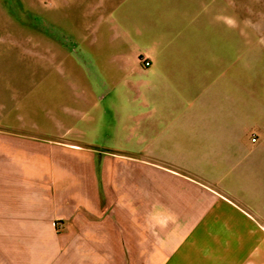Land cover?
Masks as SVG:
<instances>
[{
    "label": "crops",
    "instance_id": "crops-1",
    "mask_svg": "<svg viewBox=\"0 0 264 264\" xmlns=\"http://www.w3.org/2000/svg\"><path fill=\"white\" fill-rule=\"evenodd\" d=\"M131 1L93 3L90 42L111 50L106 92L74 101L91 125L109 101L112 145L67 137L53 105L35 120L0 87V264H264V85L242 67L264 59V36L221 31L232 4L241 27L242 0ZM119 27L142 35L139 47Z\"/></svg>",
    "mask_w": 264,
    "mask_h": 264
},
{
    "label": "rangeland",
    "instance_id": "rangeland-1",
    "mask_svg": "<svg viewBox=\"0 0 264 264\" xmlns=\"http://www.w3.org/2000/svg\"><path fill=\"white\" fill-rule=\"evenodd\" d=\"M95 1L0 0V87L16 88L12 91V99L19 103L26 99L28 106L33 107L35 120L47 117L45 107L53 105L49 117L54 121L60 115L63 119L61 130L66 132L67 137L82 136L91 146L105 149L116 140L117 126L109 101L104 99L100 102L99 117L94 125L90 124V120L95 113L81 109L74 102L76 94L82 90L84 95L89 86L93 89L97 86L98 96H104L106 92L105 78L100 75V55L111 50L101 49L102 45L90 42L95 30L91 28L93 19L90 14ZM115 1L111 0L113 7L116 6ZM250 3V0H242L243 21L240 28L239 12L236 11L235 18L233 4L229 5L231 11L219 13L222 18L216 21L220 23L221 31L224 27L225 35L264 36V27L248 26L251 19L253 23H260L258 21L264 19V12L261 9L251 11L254 7L251 8ZM140 4H145L148 10L159 5L160 1L145 0ZM209 5L217 8V5L223 7L226 3L225 0H210ZM151 14L147 13V16ZM228 18L233 21H228ZM143 20L144 14L141 13L140 22ZM235 21L238 26L236 30ZM105 31L103 29V34ZM111 31L128 42L131 39L129 43L133 44L132 47H139L140 38H144L134 28L119 27ZM214 34H217V27L211 25L210 35ZM70 67L78 70V78L72 76H77V73H70ZM242 67L248 81L264 85V59H243ZM73 85L77 86L76 89ZM258 94L264 95V91ZM56 126L55 123L51 124V127Z\"/></svg>",
    "mask_w": 264,
    "mask_h": 264
},
{
    "label": "built area",
    "instance_id": "built-area-1",
    "mask_svg": "<svg viewBox=\"0 0 264 264\" xmlns=\"http://www.w3.org/2000/svg\"><path fill=\"white\" fill-rule=\"evenodd\" d=\"M141 62H142V64H143L144 67H148V66H150V62L147 61V60H141ZM251 141L254 142L255 139H252ZM57 226H58V224H57Z\"/></svg>",
    "mask_w": 264,
    "mask_h": 264
}]
</instances>
